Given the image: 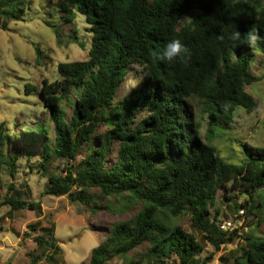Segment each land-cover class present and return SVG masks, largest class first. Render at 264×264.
Here are the masks:
<instances>
[{"label":"trees","instance_id":"obj_1","mask_svg":"<svg viewBox=\"0 0 264 264\" xmlns=\"http://www.w3.org/2000/svg\"><path fill=\"white\" fill-rule=\"evenodd\" d=\"M30 2L0 0L3 27L25 20ZM58 4L65 17L74 9L84 15L92 33L88 57L60 63L59 78L43 79L39 93L49 122L19 134L0 124V174L6 170L16 177L19 161L27 159L28 168L47 179L48 195H69L92 205L96 196L90 190L97 189L98 197L127 196L132 204H140L130 221L116 224L92 249L90 264H110L144 243H149L147 263L142 256L126 264H159L173 255L180 264H209L213 254L201 257L205 246L172 219L189 214L192 225L219 251L241 231L221 229L220 210L210 211L218 193L222 191L228 202L245 194L247 198L234 207L245 208L247 215L258 216L254 211L263 205L257 197L264 196V148L245 143L246 159L236 166L217 156L209 140L215 125H233L238 106L249 113L259 107L245 85L259 79L251 66L257 49L264 53V0ZM236 30L241 38L234 42L229 37ZM248 31L258 37L252 46L244 40ZM176 38L189 48L190 59L160 61L158 54ZM37 52L41 57V49ZM26 90L35 86L27 84ZM195 100L208 122L204 137L199 134L200 121L191 113ZM52 126L54 136L49 137ZM53 159L65 160L61 172L50 170ZM9 188L4 205L30 208L42 216L40 202L24 199L13 185ZM130 208L124 205L122 210ZM263 224L264 216L256 229ZM39 225L29 227L36 231ZM43 230L45 234L36 238L41 252L32 255L29 264H38L42 257L67 264L59 259L55 225ZM230 257L233 264H264V237L247 233Z\"/></svg>","mask_w":264,"mask_h":264},{"label":"rangeland","instance_id":"obj_2","mask_svg":"<svg viewBox=\"0 0 264 264\" xmlns=\"http://www.w3.org/2000/svg\"><path fill=\"white\" fill-rule=\"evenodd\" d=\"M64 16L58 0H31L24 17L25 20L9 21L6 27L0 23V124L5 123L14 134L32 130L38 123L49 122V114L40 96L43 79L51 81L59 78L60 63L84 60L91 48L92 33L84 15L74 9L73 13ZM50 22L51 25L46 23ZM37 49H41V57ZM251 72L259 79L245 85L259 103L258 109L249 113L242 106L235 110V120L232 126L215 125V135L209 140L215 148L216 155L228 163L241 166L246 159L244 144L264 148V53L257 49V55L251 66ZM128 84H133L132 75L128 76ZM34 85L35 90L27 92L26 85ZM197 100L192 102V115L200 121L199 134L205 136L207 119L202 114ZM72 111L69 109L68 114ZM54 136V127L49 137ZM84 153L74 162H78ZM37 159L34 157L33 162ZM65 160L53 159L50 170H59ZM27 159L20 160V172L12 177L6 170L0 174V264H29L32 255L40 254L36 238L45 234L43 227L55 225V236L61 247L60 262L67 264H90L91 251L101 244L113 228L121 221H130L138 212L140 204L135 205L127 196L98 197L99 190L91 189L96 196L92 205L73 201L69 195L53 196L46 194L47 179L36 170L28 168ZM10 185L23 193V198L40 202L42 216L37 217L33 209L12 210L4 205V198ZM13 193V190H11ZM263 193V190L260 191ZM247 196L239 194L228 202L223 192L218 193L215 207L220 210L219 218L235 220L239 235L221 250L216 251L192 225L189 214L172 219V223L180 225L191 232L205 246L201 257L213 254L209 264H233L230 251L236 249L247 233L264 237V224L256 229L255 224L264 216V196L257 197L263 205L254 212L258 216L247 215L245 208L237 210ZM261 198V199H260ZM127 205L128 210H122ZM236 205V207H234ZM245 210V213L243 212ZM239 213V214H238ZM261 216V217H260ZM39 222L36 231L30 224ZM254 224L251 225V223ZM149 249V243L140 245L127 256L114 257L110 264H126L131 258L144 256ZM38 264H53L42 257ZM159 264H180L179 258L173 255Z\"/></svg>","mask_w":264,"mask_h":264},{"label":"clouds","instance_id":"obj_3","mask_svg":"<svg viewBox=\"0 0 264 264\" xmlns=\"http://www.w3.org/2000/svg\"><path fill=\"white\" fill-rule=\"evenodd\" d=\"M240 38H241V33L239 31H237V30L235 32H233L231 34V36L229 37V39L234 41V42L235 41H239ZM220 39L223 40L224 37H221ZM244 40L250 46H252V45L256 44V42L258 40V37H257V35L255 33L251 32V31H248L244 35ZM190 57H191V53H190L189 48L184 43H182L179 38H176V39L170 40L166 44V46L164 47V50L161 53L158 54L157 58L160 61H166V62H169V63L176 62V61L187 63V61L190 59ZM229 231H232V230H229Z\"/></svg>","mask_w":264,"mask_h":264},{"label":"built area","instance_id":"obj_4","mask_svg":"<svg viewBox=\"0 0 264 264\" xmlns=\"http://www.w3.org/2000/svg\"><path fill=\"white\" fill-rule=\"evenodd\" d=\"M236 220H224L221 224L220 227L223 230H233L236 227Z\"/></svg>","mask_w":264,"mask_h":264}]
</instances>
